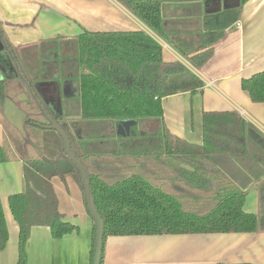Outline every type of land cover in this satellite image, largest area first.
<instances>
[{"label": "crops", "instance_id": "crops-1", "mask_svg": "<svg viewBox=\"0 0 264 264\" xmlns=\"http://www.w3.org/2000/svg\"><path fill=\"white\" fill-rule=\"evenodd\" d=\"M237 7L238 0L165 2L164 35H160L117 0H0V30L7 44L0 50V79H6L18 90L10 99L25 116L41 112L46 117H60V125L84 166L89 165L87 157L92 154L117 155L126 146L139 148L136 152L143 155V150L147 151L153 142L158 147V139L149 140L148 135L162 136L163 129L167 131V144L173 148L180 146V141L201 145L204 114H237L262 136H249L244 153L224 151L214 161L245 192L244 211L264 216V102H252L241 88L243 78L264 69V0H248L242 5L239 18L229 24L225 37L213 46V55L200 68L194 67L172 43L199 40L207 15ZM83 30L143 31L160 44L163 61H179L203 86L193 93L162 98L161 119H84L79 78L86 69L78 63L75 42ZM24 83L30 86V92L22 89ZM224 118L236 120L233 115ZM212 119L208 118L210 122ZM5 120L0 106V146ZM51 130L46 128L42 133L46 138L56 137ZM46 138L38 145L40 156L62 157V143ZM231 146L238 148L239 144ZM146 158L126 156V168L145 175L155 171V167L138 166L148 164ZM51 183L59 212L78 230L54 238L47 226H32L25 245V264H88L92 219L80 179L69 172L63 178L53 176ZM24 190L22 160L0 162V203L8 230V240L0 250V264L18 262L19 226L8 198ZM103 264H264V229L109 236L104 242Z\"/></svg>", "mask_w": 264, "mask_h": 264}, {"label": "trees", "instance_id": "trees-1", "mask_svg": "<svg viewBox=\"0 0 264 264\" xmlns=\"http://www.w3.org/2000/svg\"><path fill=\"white\" fill-rule=\"evenodd\" d=\"M133 15L160 35L163 34L162 4L196 0H117ZM205 17L199 40H176L173 45L190 63L200 68L213 55V46L226 35V28L239 18L242 5ZM0 41L6 47L0 30ZM78 63L86 69L80 75L81 117L87 120L161 119V99L183 92H196L203 82L179 61L162 60L161 46L143 31L91 32L83 30L75 40ZM23 90L30 92L28 84ZM241 88L252 102H264V69L241 80ZM18 90L6 79H0V105ZM33 103L39 106L33 98ZM233 115L236 120L226 121ZM212 117V122L208 120ZM61 124L60 117H53ZM50 121L41 112L28 115L24 126L32 143L38 148L39 133ZM0 146V162L21 159L25 190L8 198L10 211L19 226L18 262L25 264V245L30 228L45 225L54 238L78 230L64 219L51 178H63L78 171L61 149L62 157L42 158L29 144L17 156L8 141L20 133L7 120ZM53 131V129H52ZM55 131V130H54ZM163 135H148L158 139L143 155L139 148H121L118 154L99 152L87 157L85 163L95 207L103 219V245L100 264H103L104 242L109 236L199 234L256 232L264 229V216L245 212V192L236 186L214 161L224 151L242 154L249 136L261 134L237 114H204L203 143L180 141V146L167 144ZM142 139V138H141ZM163 140V145L161 141ZM137 141H141L138 139ZM239 144L232 147V144ZM139 147V145L137 146ZM131 151L133 153H131ZM148 157L155 171L143 174L130 170L125 157ZM86 160V161H87ZM174 161L173 163L170 162ZM118 165L114 167L112 164ZM8 240V230L0 203V250ZM95 223L92 220L89 263L93 262Z\"/></svg>", "mask_w": 264, "mask_h": 264}, {"label": "water", "instance_id": "water-1", "mask_svg": "<svg viewBox=\"0 0 264 264\" xmlns=\"http://www.w3.org/2000/svg\"><path fill=\"white\" fill-rule=\"evenodd\" d=\"M3 48L4 44L0 41V50H2ZM0 106L3 109L4 118L16 128L24 142L33 146L37 153L40 155L39 149L32 143L28 134L26 133V129L24 126V119L26 118L25 113L19 110L9 97L6 98L4 104ZM47 118L50 121V124L46 127L55 130L56 133L59 135L64 154L72 161L78 171V178L80 179L81 186L83 189L86 209L89 213V216L95 223L94 255L92 264H100L103 245L104 223L103 219L101 218L100 214L98 213L95 207L85 166L80 156L73 151L71 147L70 137L60 125V123L54 120L51 115H48Z\"/></svg>", "mask_w": 264, "mask_h": 264}, {"label": "rangeland", "instance_id": "rangeland-1", "mask_svg": "<svg viewBox=\"0 0 264 264\" xmlns=\"http://www.w3.org/2000/svg\"><path fill=\"white\" fill-rule=\"evenodd\" d=\"M6 132L7 131H5V129H4V134H6ZM51 132L54 133V135L56 137H53V136L49 135V137H47V138L50 139V141L56 139L55 141L57 142V144H59V142L61 144L59 135L54 130L53 131L51 130ZM38 133H39V137H40L39 141H40V144H41L44 141V139L46 138V136L42 132L41 133L38 132ZM13 135H14V139L13 140H10L11 137L8 135V141L12 143V148H13V151L15 152V154L17 156H21V154H24L25 153L26 147L28 145L24 142V140L21 137H19V135H16V134H13ZM49 154H50V156H52L51 152H49ZM60 155L62 156L61 153H60Z\"/></svg>", "mask_w": 264, "mask_h": 264}]
</instances>
